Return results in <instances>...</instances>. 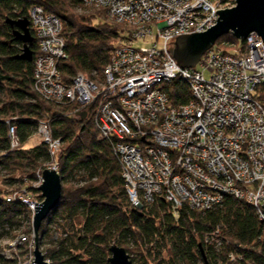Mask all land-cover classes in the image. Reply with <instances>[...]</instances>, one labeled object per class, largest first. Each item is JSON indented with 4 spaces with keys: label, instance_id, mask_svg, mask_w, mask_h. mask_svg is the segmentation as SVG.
<instances>
[{
    "label": "built area",
    "instance_id": "2783aa9c",
    "mask_svg": "<svg viewBox=\"0 0 264 264\" xmlns=\"http://www.w3.org/2000/svg\"><path fill=\"white\" fill-rule=\"evenodd\" d=\"M80 2L87 9H105L110 20L130 30L112 52L103 80L79 72L66 85L59 69L68 57L62 22L34 5L28 18L39 49L34 59L37 94L56 104L93 106L99 138L110 144L121 165L134 209L164 196L175 209L187 205L206 212L231 196L252 204L264 223V40L251 33L239 55L213 46L194 68L181 67L173 55L178 36L208 30L218 22L217 10L235 6L236 0ZM154 27L162 46L137 47L135 42L146 39ZM178 77L188 84L192 98L174 106L164 85ZM38 134L52 155L48 168L59 173L61 139L53 137L45 122ZM9 136L12 149L17 148L15 126L10 125ZM38 176L42 184V173ZM5 198L27 205L32 225L35 204L44 200L31 188L7 190ZM26 240L18 236L12 245ZM229 257L237 260L234 253Z\"/></svg>",
    "mask_w": 264,
    "mask_h": 264
},
{
    "label": "trees",
    "instance_id": "16d2710c",
    "mask_svg": "<svg viewBox=\"0 0 264 264\" xmlns=\"http://www.w3.org/2000/svg\"><path fill=\"white\" fill-rule=\"evenodd\" d=\"M34 5L43 6L62 22L68 57L60 62L59 69L66 85L79 72L102 79L117 39L124 38L123 33L130 27L105 21V9L92 8L88 14L76 12L83 6L80 0H0V174H10L4 183L31 188L42 199L39 188L28 183L49 167L52 155L43 138L33 146L25 145L38 132L41 122L48 123L53 137L62 141L57 154L62 197L39 231L40 246L50 244L44 253L46 258L52 264H111L110 248L119 245L140 264H148L150 258L159 261L165 250L171 264H264V223L255 207L245 200L228 196L222 206L206 212L187 205L175 209L164 196L141 210L131 206L121 165L110 144L99 138L93 106L56 104L37 94V41L32 46V61L18 58L23 43L15 39L7 19L29 17ZM213 48L239 55L246 50V40L226 34ZM164 89L174 106L192 98L190 87L180 77ZM10 125L17 128L20 139L14 149ZM6 193L0 190V237L16 239L17 231L28 223L24 233L29 236L20 246L23 249L34 239L32 212L21 202H8ZM231 253L236 261L230 259ZM16 260L0 252V264H15Z\"/></svg>",
    "mask_w": 264,
    "mask_h": 264
},
{
    "label": "water",
    "instance_id": "95a60500",
    "mask_svg": "<svg viewBox=\"0 0 264 264\" xmlns=\"http://www.w3.org/2000/svg\"><path fill=\"white\" fill-rule=\"evenodd\" d=\"M216 13H219L216 25L204 32L180 35L175 40L173 55L181 67L194 68L217 40L226 34H233L237 39L246 40L251 33L255 32L264 40V0H236L235 6L217 10ZM7 23L13 28L15 39L23 43L22 52L18 58L32 61L34 58L32 46L36 38L31 31L29 18L9 17ZM42 176L43 182L39 190L44 200L35 204L33 218L35 249L32 264H51L40 248L39 231L43 221L59 204L63 189L62 178L56 170L46 168ZM110 250L112 255L108 261L111 264H140L135 263L126 248L122 246L113 245Z\"/></svg>",
    "mask_w": 264,
    "mask_h": 264
},
{
    "label": "rangeland",
    "instance_id": "374dc122",
    "mask_svg": "<svg viewBox=\"0 0 264 264\" xmlns=\"http://www.w3.org/2000/svg\"><path fill=\"white\" fill-rule=\"evenodd\" d=\"M76 12L78 13H82V14H88L90 11H92V8H85L84 6L82 7H79V8H76L75 9ZM105 21H108V22H111L112 20H110L107 16V14H105ZM104 21V22H105ZM99 21L98 20H95L94 23H98ZM113 22V21H112ZM123 33V28L120 29ZM157 27H154V30H153V33L151 35H149L146 39L144 38H141V39H138L136 42H135V45L137 47H141V46H148V45H151L153 42H158L159 43V46L161 47L162 46V43L161 41L158 39L157 37ZM124 34V33H123ZM121 38H118L117 41L119 42ZM228 46H230L231 44H227ZM211 75V71L210 70H206L205 71V76L207 78H209ZM99 81L103 80V78L101 79H98ZM41 136L38 134V132H36L32 138L27 142V144L25 145L26 147L27 146H33L35 145L36 143H39L41 141ZM10 176L9 173L7 172H3L0 174V190H9V189H16V190H22L24 189L23 188H18V186H14V187H11V186H8L7 184L4 183V178H8ZM41 184V181L40 179L38 178L37 180L33 181V182H30L28 183V185L32 186L33 188H36L35 186L36 185H39ZM39 193H36V196L38 197ZM28 224V223H27ZM25 224V226L20 230V231H17V235L18 236H29V233H24V231L28 230V225ZM32 226V229H33V225L31 224ZM33 238H34V233H33ZM14 240L16 239H13V240H9V239H2L0 237V252L6 256V257H9L10 259H17L15 264H32V261L34 260V249H35V241L33 239V241L25 248H20V246L22 245V243H19L18 241L16 242L15 245H12L13 242H15ZM47 242V241H46ZM50 244H46V243H43L42 246H40L41 250L43 253H45V250L47 247H49ZM23 251H27L25 252L23 255ZM164 258V260H162ZM170 255H169V252L167 250H165L163 252V256L162 258L159 259V261H154L153 259L150 258L149 260V263L148 264H171L170 262ZM160 260H162L160 262ZM137 263V262H135ZM12 264H14L12 262ZM52 264V263H51Z\"/></svg>",
    "mask_w": 264,
    "mask_h": 264
}]
</instances>
